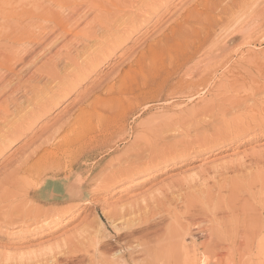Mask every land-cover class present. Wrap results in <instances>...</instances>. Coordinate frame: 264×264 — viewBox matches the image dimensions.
Wrapping results in <instances>:
<instances>
[{
	"label": "rangeland",
	"instance_id": "374dc122",
	"mask_svg": "<svg viewBox=\"0 0 264 264\" xmlns=\"http://www.w3.org/2000/svg\"><path fill=\"white\" fill-rule=\"evenodd\" d=\"M37 1L20 28L0 20V264H264V0H241L232 12L225 1L224 14H214L222 22L203 25L201 49L190 54L192 41L185 61L166 58L150 92L137 74L121 95L108 91L204 0H114L117 10L98 0L97 14L112 17L101 22L79 3L59 29L44 14L75 4ZM83 28L93 36L74 38ZM116 96L120 109L95 104ZM80 113H92L87 126L75 124ZM61 123L55 142L72 126L79 137L72 165L66 159L38 184L27 179L46 147L11 176ZM48 188L59 196L44 198Z\"/></svg>",
	"mask_w": 264,
	"mask_h": 264
},
{
	"label": "bare ground",
	"instance_id": "6f19581e",
	"mask_svg": "<svg viewBox=\"0 0 264 264\" xmlns=\"http://www.w3.org/2000/svg\"><path fill=\"white\" fill-rule=\"evenodd\" d=\"M34 1V0H33ZM37 1V0H36ZM35 1V2H36ZM58 1V0H57ZM56 1V2H57ZM68 1H70V2H72V4H75V8H73V9H69L68 11L66 10L65 11V15H62V13L63 12H60L59 14H56V13H53V12H49V10H48V12H49V14H47L48 12H46L45 14H44V19H46L47 18V22H48V24H52V28L54 29H59V28H61V27H63L62 25L64 24V23H67V21L68 20H71V18L73 17V14H74V12H75V10H76V7H77V5L79 4V3H82V4H87V6H86V8L87 9H89V10H92V11H96L95 13L96 14H94L93 16H92V18L95 20H97V18L98 17H103L102 15L101 16H99L97 13L98 12H101L100 10L102 9L101 8V2L99 1V3H100V5H99V3H98V0L96 1V0H68ZM118 1V0H117ZM122 1V0H121ZM129 0H127V2H128ZM135 1V0H134ZM137 1V0H136ZM225 1H227L226 3H225ZM240 1L241 0H204V2L202 1V2H200L199 4H198V6L199 7H201L200 9H201V11L199 12L198 11V8H196L197 10H191L190 12H188L187 13V15L182 19V21H178L179 23H177L176 25L174 24V27L173 28H170V32L167 34V35H163V34H161V36H160V39L159 40H157V41H155L153 44H151V45H149L139 56H138V59H137V61H136V65L135 66H137L138 68H139V71H138V73H134V71H129V72H127V73H125L123 76H122V78L117 82L118 83V85L117 86H113V87H111L110 89H109V91L108 92H110V91H112V90H116L117 91V94L118 95H121V93H122V91L124 90H126L127 89V85L128 84H136V80H137V74H139L141 77H142V79L144 80V81H146L145 83H146V86H148V88H149V92H150V89L152 88V87H155V86H158L159 85V83L156 81L157 79L154 77L155 75H153L152 73H155L157 70H159V68H160V65H162V63H163V61L167 58H169V59H171L170 57L172 56V55H175V57L177 58V59H181L182 61H185V55H186V53L189 51V45H191L192 43V41H193V44H194V41L196 42L197 41V44H198V47L197 48H195V46L194 45H191V46H194V50H193V52H191L190 54H194V53H196L199 49H201V47L203 46V44L207 41V39H208V35H207V33L206 34H204V35H202L203 34V31L205 30V27H203V25H209V26H211L212 25V23H214V25L215 26H217L218 24H220L221 22H222V20H219V21H214V17H217V16H214V14H216V13H218V14H224L223 13V10H225V8L223 7V3H225L224 4V6L228 9V11H231V8L232 7H234V6H237L238 5V2H239V4H240ZM253 1V0H252ZM35 2H31V0H0V20H2L3 22H2V24L3 25H13V24H16L18 21H20V19L21 18H24V17H27V15H31V14H28L29 13V7H31L33 4H36ZM37 2H39V0L37 1ZM43 3H44V1H42ZM41 2V3H42ZM47 2V1H46ZM48 2H52L51 0L49 1L48 0ZM54 2L55 1H53V4H54ZM59 2V1H58ZM57 2V3H58ZM61 2L62 1H60V4H61ZM69 2V3H70ZM109 2L110 3H112V5L114 6V0H109ZM115 2H116V0H115ZM124 2H126V1H124ZM131 0H130V5H131ZM134 3V2H133ZM247 3V2H246ZM64 4H65V2H64ZM64 4H63V6H64ZM81 4V5H82ZM120 4V3H119ZM118 4V5H119ZM123 2L121 3V5H122V7H123ZM137 4V3H136ZM244 4V3H243ZM242 4V5H243ZM31 5V6H30ZM37 5V4H36ZM57 5V4H56ZM120 5V6H121ZM128 5V4H127ZM130 5H128V7H127V9L129 8V6ZM134 5V4H133ZM246 5V4H245ZM41 6V5H40ZM51 6V5H50ZM60 6V5H59ZM63 6L61 7V8H63ZM71 6V5H70ZM79 6V5H78ZM197 6V5H196ZM244 6V5H243ZM17 7H20V11H18V12H13L12 13V11H13V9L14 8H17ZM34 7H36V6H34ZM38 7V6H37ZM54 7V6H53ZM68 8H70L69 6H67ZM74 7V6H73ZM105 7V6H104ZM109 7V6H108ZM111 7V6H110ZM116 7V10H117V5H115L114 6V8ZM124 7H125V5H124ZM133 7V6H132ZM246 7V6H245ZM67 8V9H68ZM72 8V7H71ZM101 8V9H100ZM119 8H121V7H119ZM118 8V9H119ZM136 8V7H135ZM27 9H28V11H27ZM34 9V8H33ZM32 9V10H33ZM50 9V8H49ZM59 9V8H58ZM64 9V8H63ZM63 9H59V10H61V11H64ZM78 9V8H77ZM80 9V8H79ZM78 9V10H79ZM84 9H85V7H84ZM86 9V10H87ZM104 9H107V8H104ZM113 9V8H112ZM130 9L132 10V8L130 7ZM238 9H239V7H238ZM240 9H242V8H240ZM16 10H18V8L16 9ZM55 9H53L52 11H54ZM58 10V11H59ZM77 10V11H78ZM108 10V9H107ZM106 10V11H107ZM114 10V9H113ZM129 10V9H128ZM232 10H233V8H232ZM31 11V10H30ZM33 11H35V10H33ZM51 11V10H50ZM76 11V12H77ZM105 10H103V13L104 12H106ZM132 11H134V9L132 10ZM135 11H136V9H135ZM226 11V10H225ZM41 12H43V11H41ZM89 12V11H88ZM110 12V11H109ZM232 12V11H231ZM234 12V11H233ZM236 12H237V10H236ZM32 13V12H31ZM83 13H87V12H83ZM107 13V12H106ZM106 13H104V15L106 14ZM111 13V12H110ZM132 13H134V12H132ZM108 14V15H107ZM103 18H102V21H105V19H110V18H112L110 15H109V13H107ZM112 14V13H111ZM129 14H130V12H129ZM217 14V15H218ZM221 14V15H222ZM38 15H40V14H38ZM41 15H42V13H41ZM47 15V16H46ZM87 15V14H86ZM85 15V16H86ZM89 15V14H88ZM125 15V14H124ZM231 15V14H230ZM230 15H228L229 16V18H230ZM11 17L14 21H12V22H9L8 20L10 19H8L7 21L8 22H6L5 20H6V17ZM32 16V15H31ZM30 16V17H31ZM112 16H114V14L112 15ZM219 16V15H218ZM224 16H226V15H224ZM42 17H43V15H42ZM82 17V16H81ZM122 17H124L123 15H122ZM38 18V17H37ZM87 18V17H86ZM26 19V18H25ZM78 19V18H77ZM82 19V18H81ZM80 19V20H81ZM85 19V18H84ZM91 20L92 22L94 21V20ZM119 19V18H118ZM222 19V18H221ZM228 19V18H227ZM227 19H225V20H227ZM32 20V19H31ZM40 20V19H39ZM43 20V19H42ZM76 20V19H75ZM83 20V19H82ZM117 20V19H116ZM120 20H122V19H120ZM29 21V20H28ZM28 21H27V23H26V26H27V24H28ZM45 21V20H44ZM72 21H74V19L72 20ZM84 21V20H83ZM98 21H100L99 20V18H98ZM124 21V20H123ZM35 22H36V19H35ZM39 21L37 20V23H38ZM42 22V21H41ZM79 22H81V21H79ZM97 22V21H96ZM101 22V21H100ZM107 22V21H106ZM111 22V21H110ZM224 22V21H223ZM44 23H46V21L44 22ZM74 23V22H73ZM91 23V22H90ZM116 22H114V24H115ZM118 23V22H117ZM122 23V22H121ZM120 23V24H121ZM174 23V22H173ZM35 25H36V23H34ZM34 24L32 25L31 23H30V25H32V26H34ZM39 24V23H38ZM41 24V23H40ZM76 24V25H75ZM87 24H88V22H87ZM101 24V23H100ZM107 24L109 25V23L107 22ZM107 24H105L106 25V27L108 26ZM111 24V23H110ZM113 24V23H112ZM111 24V25H112ZM113 24V25H114ZM119 24V25H120ZM2 25V30H3V28H4V26ZM17 25L18 24H16V26L15 27H17ZM29 25V24H28ZM78 25V23H74V25L73 24H71V25H68V28L66 29V30H64L63 31V36L66 34V36L67 35H70L71 34V31H73L74 30V28L76 27ZM89 25V24H88ZM88 25H86V27L88 26ZM93 25H94V23H93ZM98 25H99V22H98ZM102 25V24H101ZM116 25V24H115ZM114 25V26H115ZM9 26V27H10ZM14 26V25H13ZM12 26V27H13ZM19 26V28H20V25H18ZM24 26V25H23ZM37 26V25H36ZM84 26H85V24H84ZM91 26H92V24H91ZM91 26L89 27V28H91ZM110 26V25H109ZM108 26V27H109ZM14 27V28H15ZM22 27V26H21ZM42 27V26H41ZM85 27V28H86ZM102 27H103V25H102ZM105 27V26H104ZM207 27V26H206ZM26 28V27H25ZM30 28H31V26H30ZM64 28V27H63ZM85 28H83V29H81V30H79V32H81V34L79 35V34H75L74 35V38H76V37H84L85 36V39H88V37H92L93 35H92V33L93 32H90L89 34H91L90 36H88V37H86V35L88 34V32L85 30ZM110 28H112V27H110ZM204 28V29H203ZM9 29V28H8ZM17 29V28H16ZM13 30V31H16L17 33H20V32H18V31H20V30ZM24 29V28H23ZM88 29V28H87ZM105 29V28H104ZM214 29V28H213ZM225 29V28H224ZM4 30H5V28H4ZM11 30V29H10ZM33 30V29H32ZM89 30V29H88ZM110 29L108 28L107 29V31H109ZM207 30V29H206ZM7 31H9V30H7ZM86 31V32H85ZM106 31V30H105ZM111 31V30H110ZM210 31H212V30H210ZM48 32V31H47ZM77 32V31H76ZM125 32V31H124ZM205 32V31H204ZM206 32H208V31H206ZM31 33V32H30ZM87 33V34H86ZM110 33V32H109ZM2 34H3V31H2ZM27 34V33H26ZM49 34H51L50 32H49ZM61 34L60 35H58L57 37H55L54 39H55V44H57L58 43V41H60L61 40V38H62V36H61ZM88 34V35H89ZM4 36H5V34H3ZM15 35V34H14ZM30 35V34H29ZM28 35V37H30ZM33 35H34V33H33ZM45 35H47V34H45ZM3 36V37H4ZM6 36H7V34H6ZM9 36V35H8ZM7 36V37H8ZM16 36V35H15ZM26 36V35H25ZM37 36H39V35H37ZM97 36V35H96ZM22 37V36H21ZM31 37H33V36H31ZM5 38V37H4ZM11 38H12V36H11ZM13 38H14V36H13ZM16 38V37H15ZM15 38H14V40H15ZM27 38V37H26ZM34 38H35V36H34ZM39 38V37H38ZM37 38V39H38ZM41 38V37H40ZM45 38H46V36H45ZM63 38H65V37H63ZM1 39V38H0ZM18 39V38H17ZM24 39V38H23ZM28 39H30V38H27V40ZM32 39V38H31ZM81 39H83V38H81ZM90 39V38H89ZM13 40V39H12ZM26 40V41H27ZM28 41H30V42H32V40H28ZM37 41H39V40H36V42ZM66 41V40H65ZM64 41V42H65ZM17 42H18V40H17ZM29 42V43H30ZM35 42V43H36ZM63 42V43H64ZM72 42V41H71ZM211 42V41H210ZM212 42H213V39H212ZM26 43V42H25ZM34 43V42H33ZM33 43H32V45H33ZM66 43V42H65ZM85 43V42H84ZM28 44V43H27ZM39 44V43H38ZM54 44V43H53ZM72 44V43H71ZM73 44H74V42H73ZM31 45V46H32ZM84 45V44H83ZM36 46H38V45H36ZM39 46H40V44H39ZM71 46V45H70ZM197 46V45H196ZM51 47V46H50ZM53 47V46H52ZM84 48V47H83ZM187 48V49H186ZM186 49V50H185ZM209 49V48H208ZM211 49V48H210ZM218 49V48H217ZM14 50V49H13ZM24 51H25V49H23ZM77 50V49H76ZM202 50H203V48H202ZM205 50V49H204ZM12 51V50H11ZM10 51V52H11ZM18 51V50H17ZM16 51V52H17ZM23 51V52H24ZM45 51V50H44ZM209 51V50H208ZM13 52V51H12ZM11 52V53H12ZM26 52H27V49H26ZM186 52V53H185ZM203 52V51H202ZM28 53H29V50H28ZM203 53H205V52H203ZM14 54H16L15 52H14ZM23 54H25V53H23ZM189 55V54H188ZM195 55H197V54H195ZM199 55V54H198ZM14 56V55H13ZM18 56V55H17ZM16 56V57H17ZM22 56V55H21ZM9 57V56H8ZM193 57V56H192ZM13 58H15V57H13ZM12 58V59H13ZM19 59H20V57H18ZM17 58V59H18ZM190 58V57H189ZM188 58V59H189ZM196 58V57H195ZM194 58V59H195ZM10 59V58H9ZM193 59V60H194ZM14 60V59H13ZM173 60V59H172ZM172 60H170V61H172ZM176 60V59H175ZM192 60V59H191ZM11 61V60H10ZM186 61H188V60H186ZM190 62H192V61H190ZM168 63V62H167ZM182 63H184V62H182ZM189 63V62H188ZM13 64V63H12ZM170 64V63H169ZM177 65H180V62L178 63L177 62V64H175L174 63V67L175 66H177ZM7 66V65H6ZM170 66V65H169ZM181 66V65H180ZM186 66H188V65H186ZM185 66V67H186ZM93 68H95V67H93ZM147 69V73H143V71H144V69ZM165 68V67H164ZM166 68L168 69V67L166 66ZM179 68V67H178ZM5 69V68H4ZM3 69V70H4ZM187 69V68H186ZM186 69L184 68V69H182L183 71H186ZM219 69V68H218ZM6 70V69H5ZM8 70V69H7ZM164 70V69H163ZM182 70H179V71H182ZM128 71V70H127ZM146 71V70H145ZM162 71V70H161ZM182 71V72H183ZM215 71V70H214ZM165 72V71H164ZM164 72H162V74L164 73ZM216 72V71H215ZM214 72V73H215ZM11 73V72H10ZM169 73H170V71H169ZM174 73V72H173ZM158 74V73H157ZM168 74V73H167ZM207 74V73H206ZM210 74V73H209ZM166 74H164V76H165ZM171 75V74H170ZM150 76H152V78H150V80L148 81L147 79L150 77ZM189 76V75H188ZM3 76H1L0 75V79L2 78ZM157 77L159 78V76L157 75ZM166 77H169V76H167L166 75ZM203 77V76H202ZM204 77H205V75H204ZM209 76H207V78H208ZM163 78V77H162ZM161 79V78H160ZM164 79V78H163ZM162 79V80H163ZM166 79V78H165ZM210 79V78H209ZM202 80V79H201ZM178 81H179V79H178ZM182 81V80H181ZM204 81H206V80H204ZM138 82V81H137ZM164 81H162V83H163ZM196 82H198V80L196 81ZM206 82H208V81H206ZM139 83V82H138ZM180 83H183V82H180ZM199 83V82H198ZM163 84H165V83H163ZM177 84V83H176ZM193 84V83H192ZM195 84V83H194ZM141 85V84H140ZM162 85V84H161ZM168 85V84H167ZM179 85V84H178ZM200 85V84H199ZM160 86V85H159ZM180 86H181V84H180ZM162 87V86H161ZM195 87V86H194ZM202 87V86H201ZM208 87V86H207ZM132 87H130V89H131ZM140 88V87H139ZM158 88V87H157ZM203 88V87H202ZM201 88V89H202ZM144 89V88H143ZM153 89V88H152ZM197 89H199V88H197ZM134 90V89H133ZM140 90V89H139ZM145 90H147V89H145ZM157 90H159V89H157ZM135 91V90H134ZM148 91V90H147ZM199 91V90H198ZM202 91H204V90H202ZM196 92V91H195ZM153 93V92H152ZM151 93V94H152ZM161 93V92H160ZM185 93V92H184ZM199 93V92H198ZM115 94V93H114ZM124 94H127V93H124ZM132 94V93H131ZM142 94V93H141ZM150 94V95H151ZM23 95V94H22ZM132 95H134V94H132ZM145 95V94H144ZM149 95V96H150ZM160 95V94H159ZM181 95V94H180ZM198 96V95H197ZM23 97H24V95H23ZM111 97V96H110ZM123 97V96H122ZM127 98H128V96H126ZM129 97H132V96H129ZM147 97V96H146ZM191 97V96H190ZM173 98V97H172ZM132 99V98H131ZM145 99V98H144ZM188 99H189V97H188ZM121 100H122V98H121ZM135 100V99H134ZM16 101V100H15ZM122 101H124V100H122ZM129 101V100H128ZM95 104H99L100 106H102V107H109L110 109H117V107L119 106V108L118 109H120L121 108V106H123V105H121V101H120V97H113V98H110V99H107V100H103V101H100V100H96V102H95ZM96 108V107H95ZM96 110V109H95ZM8 111V110H7ZM92 111V110H91ZM6 112V111H5ZM102 112H104V111H102ZM107 112H108V110H107ZM8 113V112H7ZM7 113H5V115H7ZM96 114H97V111L95 112ZM9 114V113H8ZM12 114V113H11ZM15 114V113H14ZM13 114V115H14ZM92 114V113H91ZM91 114H85V113H80L79 115H78V117L75 119V124L77 123V121H80L81 123H80V125H84V124H86V126L89 124V120H90V118H91ZM12 117V116H11ZM14 117H15V115H14ZM86 117V118H85ZM5 118H10V117H5ZM7 119L5 120L4 118H3V124L2 125H7L6 123H8V122H6L7 121ZM13 119V118H12ZM2 120V119H1ZM9 120V119H8ZM10 121V120H9ZM12 121V120H11ZM1 122V121H0ZM167 126V125H166ZM165 126V127H166ZM5 127H7V126H5ZM164 127V128H165ZM168 127V126H167ZM228 127H229V125H228ZM84 128V127H83ZM63 129V123H61L60 125H58L55 129H54V131L52 132V133H50L45 139H44V141L43 142H41V144H39L38 146H36L32 151H30V152H28V154L23 158V160H22V162H21V164L16 168V169H14L13 168V172H11L10 173V175L11 176H13V175H16V174H18L20 171H21V165L22 164H24V163H27L40 149H46V147L48 148L47 150H53V151H45V155H43L44 157H41L40 158V160L39 161H37L36 163H34L31 167H30V169L29 170H27L25 173H26V178L28 179L29 177H32V175L34 174V176H35V181H36V184H38L41 180H42V178L44 177V176H47V175H49V174H51V173H53V171L54 170H57V169H59V168H61V166H64V164L66 163V159L68 160V162H69V164H68V167L69 166H71L72 165V163L75 161V159L73 160V158L72 157H74L75 155H76V153L74 154V152L73 153H70L71 152V149L72 148H75L74 146L76 145V143H77V140L79 139V137H78V135H75L76 133H74L75 132V128L72 126V128H71V130L65 135V136H63L61 139H59V140H57L56 142H55V137H56V135L59 133V131H61ZM124 129H125V127H124ZM166 130V129H165ZM167 131V130H166ZM168 131H170V132H172L171 131V129L170 130H168ZM167 131V132H168ZM4 132V131H3ZM174 132V131H173ZM108 137V136H107ZM119 138V137H118ZM99 141V140H98ZM109 141V140H108ZM111 141V140H110ZM113 142V141H112ZM111 143V142H110ZM112 144V143H111ZM116 147V146H115ZM97 148V147H96ZM133 148V147H132ZM135 149V148H134ZM127 151H129V150H127ZM130 152V151H129ZM128 152V153H129ZM90 153V152H89ZM133 153V152H132ZM136 153V152H135ZM134 154V153H133ZM73 155V156H72ZM128 155V154H127ZM118 158V157H117ZM79 160V159H78ZM115 160H117V159H115ZM251 160H253V159H251ZM77 161V160H76ZM247 161V160H246ZM67 162V163H68ZM244 162V161H243ZM255 163H257V162H255ZM258 164V163H257ZM251 165V164H250ZM263 165V164H262ZM237 166V165H236ZM240 166V165H239ZM65 167V166H64ZM249 168V167H248ZM229 169V168H228ZM237 171V170H236ZM51 175H53V174H51ZM10 176V177H11ZM24 184H25V182H23ZM25 186V185H24ZM40 186V185H39ZM28 187V186H27ZM23 188L21 187V190H22ZM24 189H26V187L24 188ZM23 189V190H24ZM28 189V188H27ZM49 190H50V188H48V190L46 189V190H44L43 191V197L44 198H47V196H48V194H49ZM25 191V190H24ZM24 191H23V193H24ZM28 191V190H27ZM26 191V192H27ZM18 192H19V190H18ZM21 192V191H20ZM30 192V191H29ZM23 193H20V194H23ZM25 194V193H24ZM6 195V194H5ZM27 195V194H26ZM30 195V194H29ZM11 196V195H10ZM6 197V196H5ZM27 197V196H26ZM24 199V198H23ZM10 200H12V199H10ZM16 200V199H15ZM22 200V199H21ZM6 201V200H5ZM8 201V200H7ZM23 201V200H22ZM12 202V201H11ZM3 203V202H2ZM28 203V202H27ZM8 204V203H7ZM25 204H26V201H25ZM25 204H23V205H21V207L22 206H24ZM30 204V203H29ZM30 206V205H29ZM12 207H14V206H12ZM31 207V206H30ZM15 208V207H14ZM31 209V208H30ZM27 210V209H26ZM121 210V209H120ZM22 212V211H21ZM120 212V211H119ZM23 216H25V215H23ZM119 217H121V216H119ZM123 217V216H122ZM121 217V218H122ZM11 218V217H10ZM109 219V218H108ZM113 219V218H112ZM110 221H111V219H109ZM113 222V221H112ZM120 222V221H119ZM9 226V225H8ZM132 226V225H131ZM136 226V225H135ZM114 227V226H113ZM21 228V227H20ZM116 228V227H115ZM119 228V227H118ZM17 229H19V228H17ZM133 229V228H132ZM117 231H118V229H117ZM98 232V231H97ZM118 232H121V230L120 231H118ZM143 234V233H142ZM146 234V233H145ZM144 234V235H145ZM143 235V236H144ZM139 246V245H138ZM131 248H133L132 246H131ZM131 248H129L128 249V253L129 254H131L132 253V249ZM138 249V248H137ZM139 250H141V249H139ZM134 252H137V251H134ZM141 252V251H140ZM49 257V256H48ZM130 257V256H129ZM51 259V258H50ZM49 259V260H50ZM50 262V261H49ZM51 262H53V261H51ZM120 262V261H119ZM118 263V262H117ZM125 264V263H124ZM201 264H205L204 262H201Z\"/></svg>",
	"mask_w": 264,
	"mask_h": 264
},
{
	"label": "crops",
	"instance_id": "0c3cea01",
	"mask_svg": "<svg viewBox=\"0 0 264 264\" xmlns=\"http://www.w3.org/2000/svg\"><path fill=\"white\" fill-rule=\"evenodd\" d=\"M57 196H59V193H52L50 194L47 199H53V198H56Z\"/></svg>",
	"mask_w": 264,
	"mask_h": 264
}]
</instances>
